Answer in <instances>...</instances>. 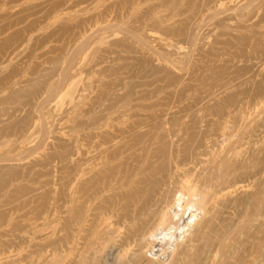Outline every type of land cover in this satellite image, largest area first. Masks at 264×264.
Masks as SVG:
<instances>
[{
    "label": "rangeland",
    "instance_id": "obj_1",
    "mask_svg": "<svg viewBox=\"0 0 264 264\" xmlns=\"http://www.w3.org/2000/svg\"><path fill=\"white\" fill-rule=\"evenodd\" d=\"M156 148L169 192L233 184L172 256L114 179ZM263 194L264 0H0V264H264Z\"/></svg>",
    "mask_w": 264,
    "mask_h": 264
},
{
    "label": "bare ground",
    "instance_id": "obj_2",
    "mask_svg": "<svg viewBox=\"0 0 264 264\" xmlns=\"http://www.w3.org/2000/svg\"><path fill=\"white\" fill-rule=\"evenodd\" d=\"M141 121V120H140ZM149 121V120H148ZM169 121V120H168ZM171 121V120H170ZM138 122V121H137ZM144 122V121H143ZM172 122H175L172 121ZM171 124H174L172 123ZM182 123H184V121H181ZM180 122V124H181ZM147 123V121H146ZM154 123V122H153ZM160 123V122H159ZM166 123V122H165ZM163 122V124H165ZM178 123V122H177ZM176 123V126L177 125ZM189 123V122H187ZM133 124V123H132ZM131 124V126H132ZM139 124V123H138ZM162 125H158V129L160 128V126ZM168 124V123H167ZM165 124V125H167ZM186 124V123H184ZM194 124V123H193ZM146 125V124H145ZM144 125V126H145ZM169 125V124H168ZM192 125V124H190ZM189 125V126H190ZM196 125V124H195ZM138 126V125H136ZM150 126V125H149ZM152 126V124H151ZM156 126V125H154ZM147 127V126H146ZM180 127V126H178ZM183 127V124H181V127ZM193 127V126H192ZM128 128V127H127ZM130 128V127H129ZM134 128V127H133ZM153 128V127H152ZM162 128V127H161ZM174 125L171 129H166L163 134H166V132L168 133L170 131V133L172 132L173 136L177 138V135L175 133L176 132H181L180 129L179 131L175 129L174 131ZM146 130V129H145ZM182 130L184 131V129L182 128ZM128 131V130H127ZM158 131V130H157ZM147 132V131H146ZM139 133V132H138ZM145 132H143L144 134ZM151 133V132H148ZM148 133H146V136L148 135ZM156 133V132H155ZM167 134L166 137L168 135ZM177 133V134H178ZM184 132H182L183 134ZM142 134V135H143ZM161 134V133H160ZM171 134V135H172ZM203 134V133H202ZM136 135V134H135ZM134 135V136H135ZM145 135V134H144ZM194 135V134H193ZM150 136V135H149ZM152 136V135H151ZM150 136V138H151ZM160 136V135H159ZM179 136V134H178ZM207 136V135H206ZM136 137V136H135ZM140 137V134H139ZM169 137V136H168ZM182 137V135H181ZM189 137V134H188ZM198 137V136H197ZM141 138V137H140ZM139 138V140H140ZM147 138V137H146ZM173 140V137H171ZM170 138V139H171ZM183 138V137H182ZM205 138V137H204ZM144 138H142L143 140ZM155 139V137H154ZM158 139V138H157ZM168 139V138H167ZM181 139V138H180ZM191 139V138H190ZM195 139V138H194ZM193 139V140H194ZM138 140V138H137ZM152 140V139H151ZM170 141V140H169ZM156 142V141H155ZM176 142V141H175ZM181 142V141H180ZM179 142V143H180ZM147 142L145 141V145ZM163 143V142H162ZM167 143V142H166ZM170 143V142H168ZM200 143V142H199ZM198 143V144H199ZM150 144V142H149ZM171 145L173 144V142L171 141L170 143ZM169 145V144H168ZM206 145V144H205ZM133 146V145H132ZM143 146V148H144ZM155 146V145H154ZM159 146V145H158ZM157 146V147H158ZM167 146V145H166ZM165 146V147H166ZM203 146V145H202ZM142 147V146H141ZM149 147V146H148ZM148 147L146 148V150L148 149ZM169 147V146H168ZM181 147V146H180ZM204 147V146H203ZM144 148V149H145ZM161 148V147H160ZM164 148V146H163ZM189 148V147H188ZM187 148V149H188ZM201 148V147H200ZM143 149V150H144ZM154 149V148H152ZM157 149V148H156ZM156 149L152 152L150 151H144L141 149L140 153L136 152L133 153V155H131V159L129 161V166L127 167V169L123 172H117L118 174H114V179L116 181V184H120L121 186L126 188V191L124 193H122L125 198L127 196L128 198H132L133 200V205H129L132 206L131 208V214L129 216V218H127L129 220V222H132L130 225L127 226V234L129 235L128 238V243L131 242V238H132V242H133V237H135L136 235H145L146 236V243L145 245L147 247V251L150 252H155L158 250H164V252L169 253L171 256L172 254L176 251V248L178 249V247L180 246H184L185 244H188L187 242L192 241L194 234V231H196L199 227V225L201 224L202 227L206 226V224L210 221H212L213 218V207H214V201L215 198H218V195H224L226 194V190H228L232 185L230 184V182H228V180L226 181V177L228 175V172L226 171V169L224 168L223 165H220L216 168V176H214L215 181L212 182L213 180H209L208 182H205L206 184L204 186H202L203 188L199 189L198 185L194 182V179L192 178V180L190 179V177H192V170L190 171V175L187 174V176H185L186 171H185V175H179L182 176L183 179H181V185L178 188H175V190H170L172 192H169V189H167V184L169 185V182L172 181L170 180L173 174V177H175V174L172 173L170 175V179H164L162 175H160V173L162 171H160V164L164 165L162 161H166L167 160V152L165 153L166 155V159H162V163L161 162H157L158 165L155 164V162L157 160H159L162 156V153H159V150L156 151ZM166 149V148H165ZM174 149V148H172ZM192 149V148H191ZM151 150V149H150ZM183 150V148H182ZM197 150V149H196ZM205 150V148H204ZM156 151V152H155ZM162 151V150H161ZM172 150H170L171 152ZM176 151V150H175ZM181 151V149H180ZM190 151V150H189ZM192 151V150H191ZM165 152V151H164ZM185 152V151H184ZM196 152V151H195ZM220 152V151H219ZM138 153V154H137ZM198 153V152H197ZM136 154V155H135ZM170 154V153H168ZM187 154V152H186ZM196 154V153H195ZM201 154V152H199V155ZM209 154V153H207ZM212 154V153H211ZM214 154V153H213ZM135 155V156H134ZM197 155V154H196ZM203 155V154H202ZM201 155V156H202ZM206 155V153L204 154ZM217 155V154H216ZM112 156V155H111ZM133 156V157H132ZM173 156V154L171 155ZM177 157V154L174 155ZM192 156V155H191ZM209 156V155H208ZM219 158V155H217ZM224 156V155H223ZM114 157V156H113ZM116 157V156H115ZM170 157V156H168ZM184 157V156H183ZM186 157V156H185ZM196 157V156H195ZM193 156V161L194 159H197ZM199 157V156H198ZM173 158V157H172ZM175 158V157H174ZM113 159V158H112ZM169 159V158H168ZM185 159V158H184ZM203 159V158H202ZM208 159V158H207ZM213 159V158H212ZM175 160V159H174ZM177 160V159H176ZM175 160V161H176ZM183 159H181L182 161ZM211 160V159H210ZM237 160V159H236ZM127 161V160H126ZM168 161V160H167ZM166 161V162H167ZM170 161V160H169ZM175 161H173L172 163H174ZM192 161V162H193ZM198 161V159H197ZM213 161V160H211ZM222 161V160H221ZM122 162V161H121ZM196 162V161H195ZM208 162V161H207ZM226 162V161H225ZM237 162V161H236ZM123 163V162H122ZM128 163V162H127ZM170 163V162H169ZM181 162H178V164ZM186 163V162H185ZM210 163V162H209ZM222 163V162H220ZM116 164V163H115ZM176 164V162H175ZM184 164V163H182ZM192 164V163H191ZM194 164V162H193ZM127 165V164H126ZM190 165V163H189ZM188 165V166H189ZM211 165V164H210ZM230 165V164H229ZM125 166V165H124ZM165 166L166 163H165ZM183 166V165H182ZM185 166V165H184ZM113 167V166H112ZM171 167V166H169ZM174 167V166H173ZM234 167V166H233ZM115 168V167H114ZM179 168V167H178ZM183 168V167H182ZM181 168V169H182ZM198 168V167H197ZM196 168V169H197ZM162 169V168H161ZM185 169V168H183ZM188 169V168H187ZM193 169V168H192ZM195 169V168H194ZM193 169V170H194ZM229 169V168H228ZM164 170V169H162ZM234 170V169H233ZM120 171V170H119ZM181 171V170H180ZM183 171V170H182ZM188 171V172H189ZM209 171V170H208ZM211 171V170H210ZM213 171V170H212ZM230 171V170H229ZM114 172V171H113ZM160 172V173H159ZM187 172V173H188ZM251 172V171H250ZM194 173V172H193ZM208 173V172H207ZM211 173V172H210ZM232 173V172H231ZM238 173V172H237ZM73 174V172H72ZM96 174V173H95ZM109 174V173H108ZM107 174V175H108ZM182 174V173H181ZM204 174V173H203ZM68 175V174H67ZM74 175V174H73ZM167 175V174H166ZM248 175V174H247ZM190 176V177H189ZM206 176V175H205ZM101 177V176H100ZM108 177V176H107ZM111 177V176H110ZM180 177V178H182ZM201 177V176H200ZM71 178V177H70ZM112 178V177H111ZM177 178V176H176ZM99 179V178H98ZM229 179V178H228ZM240 179V178H239ZM242 179V178H241ZM97 180V179H96ZM104 180V179H103ZM207 180V179H206ZM237 180V179H235ZM114 181V180H113ZM179 181V180H178ZM197 181V180H195ZM171 184L173 183L170 182ZM179 183V182H178ZM234 183V182H233ZM240 183V182H239ZM177 184V183H176ZM208 184L207 188L206 185ZM238 184V183H235ZM178 185V186H179ZM236 186V185H234ZM237 187V186H236ZM243 186H241L242 188ZM234 188V187H233ZM244 188V187H243ZM242 188V189H243ZM211 189H213V191H211ZM237 189V188H236ZM239 191V190H238ZM118 192V191H117ZM236 192V191H235ZM121 194V192H119ZM263 193V192H262ZM115 194V192H114ZM228 194V193H227ZM232 194V193H231ZM121 197H124V196ZM256 195V194H255ZM264 195V194H263ZM117 196V195H116ZM129 196V197H128ZM225 196V195H224ZM237 196V195H236ZM219 197H223L220 196ZM229 197V196H228ZM216 198V199H217ZM224 198V197H223ZM235 198V197H234ZM123 199V198H122ZM126 199V200H127ZM230 199V197H229ZM264 199V198H263ZM129 200V199H128ZM227 200V199H226ZM229 200H227L225 202L222 203H228ZM234 201V200H232ZM232 201L230 200V202L232 203ZM248 201V200H247ZM263 201V200H262ZM127 202V201H126ZM214 202V203H213ZM237 202V201H236ZM131 203V202H130ZM233 204V203H232ZM238 204V203H237ZM228 205V204H227ZM234 205V204H233ZM236 205V203H235ZM234 205V206H235ZM239 205V204H238ZM237 205V206H238ZM219 206V205H218ZM232 206V205H231ZM240 206V205H239ZM238 206V207H239ZM247 206V205H246ZM255 206V205H254ZM236 207V206H235ZM236 207V208H238ZM127 208V207H126ZM230 208V207H229ZM241 208V206H240ZM130 209V208H129ZM232 209V208H231ZM254 209V208H253ZM262 209V208H260ZM214 210V209H213ZM248 210V209H247ZM241 212V209H240ZM257 212V211H256ZM246 213V212H245ZM223 215V214H222ZM124 216V215H123ZM122 217V216H121ZM203 217V218H201ZM236 217V216H235ZM255 218V217H254ZM242 219V218H241ZM247 219V218H246ZM263 220V219H262ZM226 221V220H225ZM244 220H242L241 222H243ZM216 222V221H215ZM236 222V221H235ZM255 222V221H254ZM234 223V222H233ZM258 223V222H257ZM208 226V225H207ZM217 226V225H216ZM223 226V225H222ZM250 226V225H249ZM259 226V225H258ZM264 226V225H263ZM262 226V227H263ZM197 228V229H196ZM215 228V227H214ZM232 228V227H231ZM193 229H196L193 231ZM207 229V227H206ZM220 229V228H219ZM256 229V228H255ZM261 229V228H260ZM138 230V231H137ZM201 230V229H200ZM242 230V229H241ZM193 231V232H192ZM211 231V230H210ZM219 231V230H218ZM126 232V231H125ZM199 232V231H198ZM205 232V230H204ZM246 232V231H245ZM263 232V231H261ZM208 233V232H207ZM220 233V232H219ZM239 233V232H238ZM193 236H192V235ZM243 234V233H242ZM190 235V236H189ZM196 235V234H195ZM248 235V234H247ZM144 236V237H145ZM240 236V235H239ZM253 236V235H252ZM121 238V237H120ZM123 238V237H122ZM125 238V237H124ZM241 238V237H240ZM239 238V239H240ZM245 238V237H244ZM137 240V238H135ZM196 238L194 237V240ZM216 239V238H215ZM235 239V238H234ZM123 240V239H122ZM127 240V239H126ZM135 240V241H136ZM233 240V238H232ZM218 241V240H217ZM220 241V240H219ZM218 241V243H219ZM228 240H226L227 242ZM249 241V240H248ZM257 241V240H256ZM262 241V240H261ZM212 242V241H211ZM254 242V241H253ZM134 243V242H133ZM213 243V242H212ZM217 243V242H216ZM248 243V242H247ZM260 243V242H259ZM258 243V244H259ZM264 243V242H263ZM136 244V242H135ZM137 244L142 245L143 241L138 240ZM227 244V243H226ZM232 244V243H231ZM130 245V244H129ZM195 245V244H194ZM218 245V244H217ZM128 246V244H127ZM188 246V245H187ZM232 246V245H231ZM217 247V246H216ZM226 247V246H224ZM259 247V246H258ZM144 248V247H143ZM182 248V247H181ZM187 248V247H186ZM182 248L179 251H177V254H186L189 253L187 251V249L189 248ZM193 248V247H192ZM191 248V250H192ZM250 248V247H249ZM218 249V248H217ZM225 249V248H224ZM224 249H222L221 252L224 251ZM252 250V249H251ZM190 251V250H189ZM208 251V250H207ZM217 251L215 255L213 256V260H215V257L217 256ZM225 252V251H224ZM143 254V253H142ZM147 254V253H146ZM211 254V253H209ZM213 254V252H212ZM222 254V253H221ZM226 254V253H225ZM111 255V254H110ZM113 255V254H112ZM144 255V254H143ZM185 256V255H184ZM185 256V258H186ZM224 256V255H223ZM227 256V255H226ZM260 256V255H259ZM115 257V256H114ZM212 257V256H211ZM171 258V257H170ZM177 258V256H176ZM225 258V257H224ZM112 259V258H111ZM145 259V258H144ZM211 259V258H210ZM211 259V260H212ZM223 259V257L221 258ZM259 259V258H258ZM257 259V260H258ZM186 260V259H185ZM210 260L211 263L215 264V262H212ZM175 261V259H174ZM254 261V260H253ZM160 262V261H159ZM159 262L157 264H159ZM209 262V263H210ZM225 262V260H224ZM153 263V261H152ZM155 263V262H154ZM162 263H164L162 261ZM160 263V264H162ZM167 263V262H166ZM173 263V262H171ZM178 263V261H177ZM203 263V262H201ZM252 263V262H251ZM254 263H256L254 261Z\"/></svg>",
    "mask_w": 264,
    "mask_h": 264
}]
</instances>
